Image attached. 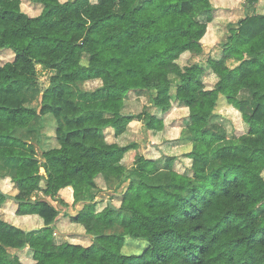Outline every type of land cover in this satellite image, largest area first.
<instances>
[{
    "label": "trees",
    "instance_id": "obj_1",
    "mask_svg": "<svg viewBox=\"0 0 264 264\" xmlns=\"http://www.w3.org/2000/svg\"><path fill=\"white\" fill-rule=\"evenodd\" d=\"M22 1L39 14L23 12ZM212 1L0 0V52L13 54L0 63V159L16 161L15 175L0 174V264H264V8L228 29L219 59L202 61ZM242 1L247 10L258 0ZM36 64L54 72L39 109L5 105L3 96L35 86ZM95 79L102 87L81 89ZM139 92L161 114L135 116L151 135L166 128L174 101L186 108L181 157L153 159L137 142H115L132 120L124 104ZM220 100L235 142L214 148L223 138L205 125ZM47 112L60 122L58 141L38 159L14 133ZM160 171L166 177L153 178ZM102 174L126 179L115 209L86 203ZM35 192L61 195L64 216L45 200L30 203ZM64 225L77 234L62 237ZM87 236L88 245L77 240Z\"/></svg>",
    "mask_w": 264,
    "mask_h": 264
},
{
    "label": "rangeland",
    "instance_id": "obj_2",
    "mask_svg": "<svg viewBox=\"0 0 264 264\" xmlns=\"http://www.w3.org/2000/svg\"><path fill=\"white\" fill-rule=\"evenodd\" d=\"M96 2L97 0H90ZM213 23L209 28L207 35L202 39V45L206 51L204 56L200 57V60L205 61L207 58L217 60L221 57V50L218 47V42L226 34L229 28L237 26V22L245 15H254L260 13L264 8V0H258L257 3L251 6L249 9H245L242 0H213ZM255 8V9H254ZM261 8V9H260ZM21 9L23 12L35 16L40 12V7L36 4H30L22 1ZM13 59V54L9 50L0 52V63L10 61ZM189 59L188 54H182L178 60L180 66L186 64ZM37 83L33 87H29L23 92L13 97L3 96L2 101L8 106H27L39 109L41 96L44 90H46L51 82V76L54 74L52 70L45 69L36 64ZM208 72L202 75V79L205 80V85L210 87L214 82L213 77L208 76ZM102 79H95L87 81L80 85L81 89L94 90L98 87H102ZM69 92L70 97H76V90L73 87L66 89ZM171 95L175 93L174 86L171 89ZM238 99L244 102V106L248 109V102L251 100V93L247 90H242L238 94ZM174 101V100H173ZM225 101L220 100L219 106L216 109L217 115H211L208 119L205 129L212 134H217L223 138V140L217 143L214 148H220L234 143L233 135L231 132L232 126L225 119ZM173 108L171 112L166 113L165 119L166 128L157 133L151 135L150 132L144 129L141 122L135 117L141 112H149L151 114L160 115V112L153 106L150 94L148 92H139L133 99L126 101L122 112L130 114L132 120L127 124L123 133L115 137V141L119 146H125L134 142L139 144V149L146 156L151 158H157L160 155H178L181 157L183 146L176 143L178 136L180 135V129L182 128L184 118L186 117L187 110L181 107L175 101L172 104ZM59 120L55 119L50 112H47L40 117L33 120L27 129L16 130L14 135L30 142L35 150L36 157L42 159V152L54 147L58 141V125ZM237 133H241V126L236 128ZM132 155V154H131ZM131 161H128L130 163ZM16 161L15 160H2L0 159V174L15 175ZM174 168L183 172L186 167L184 160L177 159L174 162ZM42 172V170H41ZM43 173V172H42ZM165 171H160L153 174L155 179L165 178ZM125 178L116 179L108 174H102L96 177L95 187H90L85 190L84 197L87 200V204L99 201H110L118 205V196L122 192L124 186L127 184ZM53 199L46 197L41 192L33 193L29 198L34 200H45L52 205L58 212L59 217L64 216L66 208L60 205L59 198ZM9 211L5 208L4 215ZM75 212V211H74ZM72 212V213H74ZM69 213L71 211L69 210ZM8 219H12V216H7ZM64 232L62 237H66L70 234H77L71 225H64ZM89 236L86 238L78 237L79 242L88 245L90 243ZM13 252V251H11Z\"/></svg>",
    "mask_w": 264,
    "mask_h": 264
},
{
    "label": "water",
    "instance_id": "obj_3",
    "mask_svg": "<svg viewBox=\"0 0 264 264\" xmlns=\"http://www.w3.org/2000/svg\"><path fill=\"white\" fill-rule=\"evenodd\" d=\"M33 201H34V200L31 199L29 202H30V203H33ZM24 202H25V201H24ZM108 203H109V205L111 206V208L115 209V207L112 206V204H111L110 201H108Z\"/></svg>",
    "mask_w": 264,
    "mask_h": 264
},
{
    "label": "crops",
    "instance_id": "obj_4",
    "mask_svg": "<svg viewBox=\"0 0 264 264\" xmlns=\"http://www.w3.org/2000/svg\"><path fill=\"white\" fill-rule=\"evenodd\" d=\"M115 140V139H114ZM116 142V141H115Z\"/></svg>",
    "mask_w": 264,
    "mask_h": 264
}]
</instances>
